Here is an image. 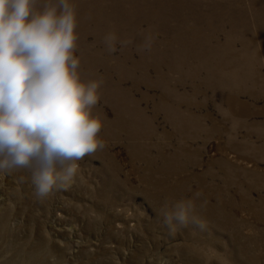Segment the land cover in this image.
<instances>
[{
	"label": "rangeland",
	"instance_id": "obj_1",
	"mask_svg": "<svg viewBox=\"0 0 264 264\" xmlns=\"http://www.w3.org/2000/svg\"><path fill=\"white\" fill-rule=\"evenodd\" d=\"M198 1L205 5L228 2L234 9H241L245 1L249 4L261 0ZM121 50L122 45L117 43L115 53ZM73 54L77 56V50ZM113 68L101 65L99 73L94 70L93 74L116 75ZM138 69L142 76L144 71ZM123 75L130 86L129 77ZM141 90L145 92L144 87ZM220 91L215 92L213 106L208 110L218 121L221 115L216 107L221 103L216 97ZM96 108L103 112L104 121L113 119L111 106L102 99ZM260 108H264L263 102L250 109ZM255 116L253 120L264 121L261 115ZM157 118L158 132L176 133L162 117ZM247 131L264 134V128L258 126ZM189 132L194 134L191 129ZM243 133L235 138L205 139L206 132H202L197 133L195 141L182 136L180 142L179 136H174L164 147L157 138L140 136L147 141L141 145L140 139L137 142L125 133L105 131L102 126L98 138L104 147L76 161L78 169L73 181L54 187L43 198L35 194L30 169L0 171V264H264V192L251 190L250 201L246 202L236 187L225 190L222 186L224 172L219 165L207 174L209 165L222 158L235 167L264 174V140L252 137L246 141L241 138ZM233 140L237 151L230 147ZM129 145H134L135 150L130 151ZM178 145L199 151L200 161L172 173L168 167L185 163L183 156L171 155ZM143 147L148 148L142 151ZM163 165L169 177L159 174ZM211 173L217 175L214 180ZM181 198L202 199L206 207L200 210L195 205L186 226L174 222L169 227L164 223L162 209L167 204L170 210ZM220 210L231 216V224H225ZM191 217L196 223L191 222Z\"/></svg>",
	"mask_w": 264,
	"mask_h": 264
},
{
	"label": "bare ground",
	"instance_id": "obj_2",
	"mask_svg": "<svg viewBox=\"0 0 264 264\" xmlns=\"http://www.w3.org/2000/svg\"><path fill=\"white\" fill-rule=\"evenodd\" d=\"M69 3L77 9L75 50L80 61V79L99 82V99L114 112L112 120L104 121L103 112L96 106L92 109L105 131L125 133L137 142L140 139L141 145L147 143L141 140L143 137L157 138L164 147L174 136H179V142L182 136L195 141L197 133L202 132H206L205 139L235 138L244 132L243 140H264V134L247 131L253 126L264 128V121L253 120L255 115L264 119V108L250 109L258 102L264 103V0L249 4L245 1L241 9H234L228 2L205 5L198 0ZM106 37L112 38L114 48L117 43L122 45L119 54L109 51ZM107 64L114 67L116 75L96 76L99 66ZM138 68L144 71L142 76ZM123 74L129 77L130 86ZM217 89L221 90L216 97L221 103L216 107L221 115L219 121L208 112ZM135 92L138 93L134 95ZM158 116L176 133L158 132ZM230 147L237 151L235 140ZM135 148L129 145L130 151ZM190 149L184 145L172 152V157L183 156L185 163L171 165L170 172L177 173L199 163L200 152ZM214 165L224 172V177H220L225 190L236 187L244 201H250L253 189L264 192V174L235 167L224 158L211 163L207 174ZM169 171L163 165L159 174L166 178ZM216 177L211 173V179ZM193 203L200 210L206 207L202 199ZM219 215L225 224L232 223L224 210Z\"/></svg>",
	"mask_w": 264,
	"mask_h": 264
},
{
	"label": "clouds",
	"instance_id": "obj_3",
	"mask_svg": "<svg viewBox=\"0 0 264 264\" xmlns=\"http://www.w3.org/2000/svg\"><path fill=\"white\" fill-rule=\"evenodd\" d=\"M75 28L69 0H0V171L30 169L38 198L70 184L75 162L104 147L92 114L99 82L80 79ZM193 211L190 199L165 204L164 223L186 226Z\"/></svg>",
	"mask_w": 264,
	"mask_h": 264
}]
</instances>
